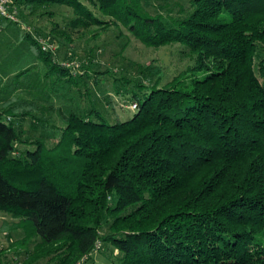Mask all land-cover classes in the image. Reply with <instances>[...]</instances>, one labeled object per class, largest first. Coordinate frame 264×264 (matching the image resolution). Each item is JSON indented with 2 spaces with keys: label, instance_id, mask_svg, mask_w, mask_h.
<instances>
[{
  "label": "trees",
  "instance_id": "trees-1",
  "mask_svg": "<svg viewBox=\"0 0 264 264\" xmlns=\"http://www.w3.org/2000/svg\"><path fill=\"white\" fill-rule=\"evenodd\" d=\"M87 1L97 15L79 0L19 4L24 18L36 8L71 9L68 28H52L55 37L115 27L149 48L180 46L186 65L163 85L117 80L137 107L124 121L107 124L94 108H57L64 128L50 149L35 142L18 150L10 118L37 107L4 100L0 212L18 223L0 233L24 229L37 240L34 251L56 264L88 259L97 243L114 246L120 264H264V0H183L181 15L167 21L162 13L174 0ZM12 26L54 85H77L76 68ZM84 67L95 84L105 79ZM36 257L22 264H39Z\"/></svg>",
  "mask_w": 264,
  "mask_h": 264
},
{
  "label": "rangeland",
  "instance_id": "rangeland-1",
  "mask_svg": "<svg viewBox=\"0 0 264 264\" xmlns=\"http://www.w3.org/2000/svg\"><path fill=\"white\" fill-rule=\"evenodd\" d=\"M79 1L98 14L87 0ZM186 7L185 1L174 0L169 10L162 14L167 21V18L180 16L181 8ZM154 11L150 10L151 13ZM26 14L27 11L18 1V29L30 33L39 44L50 43L54 61L65 68H76V74H81V77L77 85L60 82V85H54L55 75L46 77L45 66L30 55L26 43L18 40L12 24L0 27V111L4 100L10 97L32 102L37 107L32 116L10 118L20 132L19 151L25 147L32 148L31 144L35 142L43 143L48 149L57 143L64 126L56 109L62 106H71L79 113L94 108L107 124H114L117 118L126 120L134 113L131 108L133 102L123 93L117 80L125 77L143 84L150 80L163 85L186 65V61L179 57L180 46L149 48L124 29L120 31L115 27L101 31L93 26L89 30L70 32V40L55 37L52 28L67 29L74 18L73 11L65 6L36 8L24 18ZM84 66L90 72L106 74L105 79L95 84L93 78L84 74ZM144 68L149 73H139ZM22 70H26L27 75L23 74L13 85L14 77ZM116 88L120 92L117 93ZM2 121L6 122V119L2 118ZM16 223L17 219L0 212V227ZM104 233L105 225L100 231L101 235ZM36 242L33 237L25 238V231L20 227L7 230L5 234L0 233V264H22L28 258H35V255L36 263L56 264L57 257L49 261L51 254L42 256L43 251H34ZM121 258L122 254L110 243H97L91 256L77 264H120Z\"/></svg>",
  "mask_w": 264,
  "mask_h": 264
},
{
  "label": "built area",
  "instance_id": "built-area-1",
  "mask_svg": "<svg viewBox=\"0 0 264 264\" xmlns=\"http://www.w3.org/2000/svg\"><path fill=\"white\" fill-rule=\"evenodd\" d=\"M19 0H0V27L3 24H17L19 20L17 18V4ZM41 49L43 51H51L49 44L41 42ZM132 110H136V104L131 106ZM10 120L9 118L7 119ZM97 248V245H96Z\"/></svg>",
  "mask_w": 264,
  "mask_h": 264
}]
</instances>
